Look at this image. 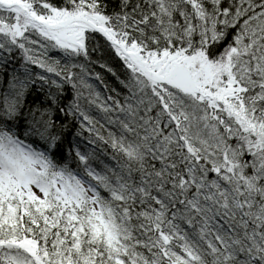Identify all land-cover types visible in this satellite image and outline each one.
<instances>
[{"label":"snow or ice","instance_id":"6c2138e0","mask_svg":"<svg viewBox=\"0 0 264 264\" xmlns=\"http://www.w3.org/2000/svg\"><path fill=\"white\" fill-rule=\"evenodd\" d=\"M0 264H264V0H0Z\"/></svg>","mask_w":264,"mask_h":264},{"label":"trees","instance_id":"16d2710c","mask_svg":"<svg viewBox=\"0 0 264 264\" xmlns=\"http://www.w3.org/2000/svg\"><path fill=\"white\" fill-rule=\"evenodd\" d=\"M73 131H74V129H73Z\"/></svg>","mask_w":264,"mask_h":264}]
</instances>
